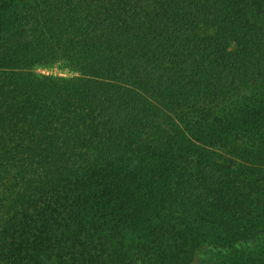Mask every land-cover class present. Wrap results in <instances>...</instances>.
I'll list each match as a JSON object with an SVG mask.
<instances>
[{"label":"trees","instance_id":"1","mask_svg":"<svg viewBox=\"0 0 264 264\" xmlns=\"http://www.w3.org/2000/svg\"><path fill=\"white\" fill-rule=\"evenodd\" d=\"M0 264H264V0H0Z\"/></svg>","mask_w":264,"mask_h":264},{"label":"rangeland","instance_id":"2","mask_svg":"<svg viewBox=\"0 0 264 264\" xmlns=\"http://www.w3.org/2000/svg\"><path fill=\"white\" fill-rule=\"evenodd\" d=\"M35 71L41 74H54V75H66V76H72L75 75V72L70 70L65 62L58 61L56 63H53L51 65L47 66H37L35 68Z\"/></svg>","mask_w":264,"mask_h":264}]
</instances>
